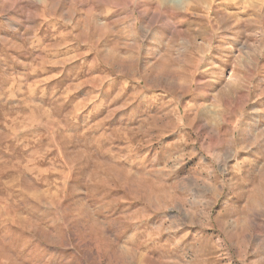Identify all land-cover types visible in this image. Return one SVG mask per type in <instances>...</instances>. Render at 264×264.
Instances as JSON below:
<instances>
[{"label": "rangeland", "instance_id": "obj_1", "mask_svg": "<svg viewBox=\"0 0 264 264\" xmlns=\"http://www.w3.org/2000/svg\"><path fill=\"white\" fill-rule=\"evenodd\" d=\"M0 264H264V0H0Z\"/></svg>", "mask_w": 264, "mask_h": 264}]
</instances>
